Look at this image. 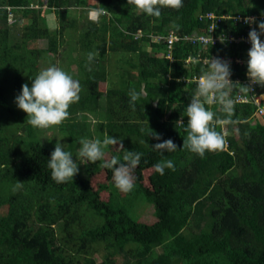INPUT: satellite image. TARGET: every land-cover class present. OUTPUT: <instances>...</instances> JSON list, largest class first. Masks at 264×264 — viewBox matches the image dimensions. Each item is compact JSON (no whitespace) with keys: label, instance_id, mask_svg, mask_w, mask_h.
Returning <instances> with one entry per match:
<instances>
[{"label":"trees","instance_id":"1","mask_svg":"<svg viewBox=\"0 0 264 264\" xmlns=\"http://www.w3.org/2000/svg\"><path fill=\"white\" fill-rule=\"evenodd\" d=\"M100 8L106 13L92 22L89 10ZM161 11L160 18L148 16L127 0H0V193L6 197L0 201V264H264V119L253 118L251 102L235 101L239 94L248 96L242 83L247 66L234 61L248 59L247 47L181 39L172 44L170 61L166 43L157 39L169 32L181 38L206 34L209 12L226 17L216 33L241 35L233 18L250 15L259 31L264 0H183L180 9ZM41 40L46 47L38 46ZM64 46L69 64L61 69H74L71 76L82 88L70 117L59 125L60 135L68 132L64 150L78 163L81 138L103 140L108 134L122 140L124 149L106 147L105 159L123 161L125 150L142 153L134 190L123 194L144 196L155 222L135 221L112 204L113 171L100 164L89 163L85 178L52 180L48 160L58 140L42 142V129L28 123L15 100L22 85L31 87L44 69L40 63ZM89 52L98 53L91 62ZM109 54L116 65L108 62ZM220 56L232 58L230 79L238 83L230 94L234 115L231 123L216 126L226 147L201 158L182 148L185 110L197 89L192 78ZM187 57L194 61L185 64ZM109 66L118 71L116 84ZM141 85L147 95L133 108L129 92ZM253 88L264 93V86ZM208 107L225 118L218 104ZM88 113L97 117L93 130ZM167 139L177 150L162 156L152 145ZM162 159L172 160L175 170L157 173L153 166ZM18 181L22 186L16 188Z\"/></svg>","mask_w":264,"mask_h":264},{"label":"clouds","instance_id":"2","mask_svg":"<svg viewBox=\"0 0 264 264\" xmlns=\"http://www.w3.org/2000/svg\"><path fill=\"white\" fill-rule=\"evenodd\" d=\"M128 4L134 5L140 12L148 16L160 18L162 8L180 9L183 0H127ZM106 8L89 10V19L99 22ZM246 24H257L255 17L244 19ZM258 29L252 28L248 33L251 43L247 61V74L252 84L264 86V21L258 23ZM177 30L179 25H173ZM206 39V38H205ZM212 41V38H211ZM223 42V40H221ZM213 43V41H212ZM98 53L89 52L88 61L91 62ZM230 62L220 58H210L208 69L200 76L197 89L188 103L185 113L187 124L185 127L186 137L183 138V149L199 155L201 158L206 152L222 151L227 144L225 134L216 130L217 125L229 124L234 115V101L231 91L238 83L231 79ZM245 89L251 91L249 86ZM81 85L78 80L57 66L42 69L34 79L31 87L27 83L21 87L20 94L16 97L17 107L27 113L28 123L36 128L46 129L59 126L70 117L69 108L80 99ZM146 88L141 85L139 90L133 89L129 92L130 103L133 108L135 102L146 96ZM218 104L225 118L220 119L211 110V105ZM180 123L184 124L181 120ZM150 135L160 140L159 133L151 131ZM79 157L89 163L102 162V166L113 171L115 187L123 193H130L135 187L134 169L139 165L142 153L135 151H124L123 161L118 157L105 159L104 149L108 146H117L124 149L122 140L116 137L104 135L103 140L81 138L79 140ZM152 148L161 153L175 152L177 145L171 140L152 145ZM154 169L160 175L165 169L175 170L174 163L170 159H162L157 162ZM48 168L51 170V178L57 184L73 181L79 172V166L74 161L70 152L65 151L63 144L57 142L51 158L48 160ZM22 186L18 181L16 188Z\"/></svg>","mask_w":264,"mask_h":264},{"label":"rangeland","instance_id":"3","mask_svg":"<svg viewBox=\"0 0 264 264\" xmlns=\"http://www.w3.org/2000/svg\"><path fill=\"white\" fill-rule=\"evenodd\" d=\"M48 19H49L48 25L50 26V28H54L55 23L53 21V18L49 17ZM12 21L13 20H12V14H11L10 15V23H9L10 25H11ZM19 26H20V24L18 23V27ZM38 46L41 48L46 47V41H44V40L38 41ZM61 49L62 50L59 51V53L56 55L55 58L49 59L47 61H42L40 63V68L44 67V69H45V68H47V66L50 67L53 65L61 68L63 66H66L67 64H69L68 63L69 60L66 56L68 48L66 46H64ZM61 52H63L64 55H62ZM72 55L77 56V54L75 52H73ZM117 56L120 57L121 54H117ZM112 57H114V54H109L108 62L113 63V65H116V61L112 60ZM115 67L116 66H113V68H115ZM119 67H120V64H119ZM108 70H109L108 77L110 78L111 76H114L113 77V78H115L114 83L116 84L118 81V75H116L118 71L110 72L111 66L108 67ZM65 71L72 76L76 74V71L72 68L65 69ZM111 79H112V77H111ZM108 82L110 83V81H108ZM104 100H105L104 95H100L99 96V102L101 104V107H103ZM86 117L90 121L89 122L90 123V129L93 130L94 122H96L97 117L92 113L86 114ZM64 131H66V130H64ZM64 131H62L63 135L61 134L62 135V138H61L59 126H52V127L40 130L39 138L41 139L42 142H48L50 139L58 140V142L63 144V147L65 148L66 143H67V141H66L67 139L65 138V136H68V132L66 131V134H67L66 135L64 133ZM105 153H106V151H105ZM77 156H78V163L77 164L79 166L78 174L81 178H85L86 177V167L88 166L89 162L80 158L79 155H77ZM96 164L102 165V162H96ZM109 190L112 194V204L114 206L119 207V208L123 209L124 211H126L130 215V217H132L135 221L146 223V224H151V223L155 222L156 218L154 216L153 205L144 196L140 195V197H138L137 199H134L133 197H130V196L126 197L125 194H123V192H121L119 189H117L115 187V185H109ZM5 198L6 197H4V194L0 193V201L5 199ZM1 215H3V213L0 210V216ZM95 257H97V255ZM98 260H100L99 257H97V261ZM118 261L120 263L121 259H119Z\"/></svg>","mask_w":264,"mask_h":264},{"label":"built area","instance_id":"4","mask_svg":"<svg viewBox=\"0 0 264 264\" xmlns=\"http://www.w3.org/2000/svg\"><path fill=\"white\" fill-rule=\"evenodd\" d=\"M247 17H255V16L254 15L243 16V17L238 16L236 18H233L234 20H236L240 23V25L242 26V29H243V33L241 35H238V36H234V35L228 36L224 33H216V29L218 28L216 24L219 22L220 19H224L226 17L222 16L219 18L215 14L209 12V13H206L204 15V18L210 21V23L208 24L207 30H206L207 31L206 34H201L198 36H182V38H181L178 35H176L175 33L169 32V34L166 37H158L157 39L164 41L167 45L168 50H170L173 43H175L181 39L185 40L187 42H191V43H194L196 41L197 43H201V44H205V45L206 44L215 45L217 43H223V42H227V43L242 42L247 47L246 53H248L249 49L251 48V43H250V40L248 38V33L250 32V30L252 28H256V24L244 23V19ZM255 19H256V17H255ZM256 30H257V28H256ZM211 38H212L213 43L211 41ZM221 40H223V42H221ZM261 40L264 41L263 38H261ZM166 57L169 60H171L169 55ZM212 58H216V57H212ZM217 58H220V59H223V60H226L229 62L232 61V58H229V57L220 56ZM190 61H194V58L187 57L184 60V63L188 64ZM234 61L236 63L244 62L247 66L248 59H246L245 61H242L240 58H236V59H234ZM199 78L194 77V78H192V80L198 83ZM242 83L247 84V86H249L251 88V91L246 89L248 91V93H247L248 96H244L243 94H239L236 97L235 101H237V102H251L255 106L253 118L264 119V106H263L264 100L260 94H257V92H255V90L253 88L254 84H252L251 81L249 80L247 72L245 74V80H243Z\"/></svg>","mask_w":264,"mask_h":264},{"label":"crops","instance_id":"5","mask_svg":"<svg viewBox=\"0 0 264 264\" xmlns=\"http://www.w3.org/2000/svg\"><path fill=\"white\" fill-rule=\"evenodd\" d=\"M53 21H54V23L56 22L55 21V19H53ZM148 50H149V48H148ZM166 50H167V54L165 55V58H167L166 56H170V58H171V49L170 50H168L167 48H166ZM171 60H172V58H171ZM170 60V61H171ZM257 94H260L261 96H262V98H263V95H264V93H257ZM263 100H264V98H263Z\"/></svg>","mask_w":264,"mask_h":264},{"label":"bare ground","instance_id":"6","mask_svg":"<svg viewBox=\"0 0 264 264\" xmlns=\"http://www.w3.org/2000/svg\"><path fill=\"white\" fill-rule=\"evenodd\" d=\"M263 98H264V95H263Z\"/></svg>","mask_w":264,"mask_h":264}]
</instances>
